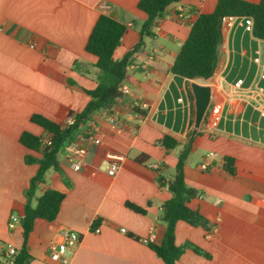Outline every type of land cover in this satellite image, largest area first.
<instances>
[{
    "label": "crops",
    "instance_id": "crops-1",
    "mask_svg": "<svg viewBox=\"0 0 264 264\" xmlns=\"http://www.w3.org/2000/svg\"><path fill=\"white\" fill-rule=\"evenodd\" d=\"M137 1L0 0V241L22 244L21 227L9 229L7 220L10 213L21 215L38 166L25 157L41 156L19 136L23 131L46 136L31 120L34 113L63 124L67 110L79 111L87 103L86 90L96 86L98 68L85 43L103 13L125 25L112 56L130 52L121 84L129 92H121L109 111L100 110L80 124L76 138L58 151L57 167L45 171L33 202L46 188L64 197L53 220L35 219L25 243L28 264H164L139 238L153 228L154 242H161V206L171 195L167 181L181 145L190 138L184 181L197 193L188 206L207 227L176 221L174 242L190 244L176 264H264V119L254 93L264 80L257 78L252 60L259 53L264 61V39L247 31L241 16L228 19L221 24L212 75L186 79L170 67L197 13L213 10L216 0L171 2L154 34L141 41L146 15ZM237 78L243 79L239 87L234 86ZM192 81L211 87L194 135ZM166 135L177 141L174 147L163 145ZM74 145L85 148L77 169L69 155ZM109 152L122 156L114 174L107 173ZM225 156L232 158V172L224 166ZM62 229L74 230L79 240L57 257L51 245Z\"/></svg>",
    "mask_w": 264,
    "mask_h": 264
},
{
    "label": "trees",
    "instance_id": "trees-1",
    "mask_svg": "<svg viewBox=\"0 0 264 264\" xmlns=\"http://www.w3.org/2000/svg\"><path fill=\"white\" fill-rule=\"evenodd\" d=\"M177 0H138L137 7L146 15L139 28L140 41L144 36H152L153 28L162 17L165 7ZM223 15L250 16L252 18L251 34L264 39V0H216L213 10L197 13L192 21L187 36L180 45L170 70L186 79L197 77L208 78L215 70L218 58V46L222 39L221 18ZM125 30V25L106 14L96 18L85 43V50L96 56L95 66L98 68L96 86L86 90L90 96L87 103L79 111L67 110L66 116H72L73 121L62 124L42 114L34 113L31 120L46 131L49 143L42 145L40 136L29 131H23L19 141L23 145L38 149L41 156L25 157L26 162L38 164L36 172L30 177L25 190L26 200L23 204L19 223L21 227L22 244L15 255V264H28L29 254L25 243L34 221L37 218L53 220L58 212L64 193L55 188L44 189L33 202V196L39 184L44 181L45 171L49 167H57V153L66 142L76 138L78 126L91 118L92 114L109 111V105L121 96L119 89L126 76L130 63V52L119 59L112 54ZM198 133V131H197ZM162 143L171 148L177 141L164 136ZM192 145V138L185 141L178 152L172 177L167 181L171 195L161 206L160 220L163 222V234L160 243H148L164 264H176L184 248L190 244L178 245L174 242V225L177 220H183L192 225L207 227L205 218L195 209L188 206V201L197 190L184 181V164ZM224 166L230 172L233 170L232 158L225 156ZM161 183V177L158 176ZM136 210L143 211L138 206L126 202ZM196 249V248H194ZM197 250V249H196Z\"/></svg>",
    "mask_w": 264,
    "mask_h": 264
},
{
    "label": "built area",
    "instance_id": "built-area-1",
    "mask_svg": "<svg viewBox=\"0 0 264 264\" xmlns=\"http://www.w3.org/2000/svg\"><path fill=\"white\" fill-rule=\"evenodd\" d=\"M234 16L232 15H223L221 18V24L226 23V21ZM244 21V27L247 31L251 33L252 30V18L250 16H241ZM253 62L257 65V78L260 80H264V61L259 53H257L253 58ZM243 82L242 78H237L234 81V86L239 87ZM120 91L123 93L129 92V89L125 85H121L119 87ZM256 97L259 98L260 102L255 105L258 110V116L264 119V84L261 86H257L254 91ZM112 121V118H110ZM73 121L72 116H68L63 124H69ZM93 142L98 143L99 139L97 137L90 138ZM260 140L264 143V124L260 128ZM40 142L42 145L48 144L49 139L47 136H40ZM85 152V148L83 146L74 145L70 150V157L72 158V164L75 169L79 168L81 157ZM107 157L109 159V164L107 168L108 174H114L116 169L118 168V160L121 159V155L118 153H107ZM202 167H206L205 164H202ZM261 205L264 208V196L260 199ZM20 216L16 213H10L7 220V226L9 229L15 228L19 223ZM100 229L98 226L93 228V231L98 232ZM121 231H126L124 227L120 228ZM156 231L155 229H151L146 235L139 238V240L143 243H152L155 241ZM79 240V235L77 232L71 229H62L58 233V237L56 242L51 245V250L53 254L57 257H61L64 251L76 244ZM19 248L10 242H2L0 241V264H15V255L18 253ZM65 261V258H63Z\"/></svg>",
    "mask_w": 264,
    "mask_h": 264
},
{
    "label": "water",
    "instance_id": "water-1",
    "mask_svg": "<svg viewBox=\"0 0 264 264\" xmlns=\"http://www.w3.org/2000/svg\"><path fill=\"white\" fill-rule=\"evenodd\" d=\"M190 89L194 98V119L191 133V135H194L200 125L205 109L209 103L211 87L208 84L192 81L190 83ZM19 221H22L21 216Z\"/></svg>",
    "mask_w": 264,
    "mask_h": 264
}]
</instances>
